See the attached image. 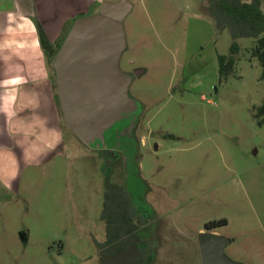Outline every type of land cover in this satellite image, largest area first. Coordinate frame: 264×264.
Segmentation results:
<instances>
[{"label":"rangeland","instance_id":"rangeland-1","mask_svg":"<svg viewBox=\"0 0 264 264\" xmlns=\"http://www.w3.org/2000/svg\"><path fill=\"white\" fill-rule=\"evenodd\" d=\"M104 1L119 0H55L65 20L56 43ZM127 1L119 68L132 76L128 94L141 110L129 131L134 156L84 143L59 105L53 122L35 110L8 174L0 172V264H113L95 246L105 240L108 185L129 194L150 264H201L204 232L231 240L233 261L264 264V125L254 118L264 81L253 39L236 40L234 65L220 77L218 56H230L232 38L217 29L207 0Z\"/></svg>","mask_w":264,"mask_h":264},{"label":"water","instance_id":"water-1","mask_svg":"<svg viewBox=\"0 0 264 264\" xmlns=\"http://www.w3.org/2000/svg\"><path fill=\"white\" fill-rule=\"evenodd\" d=\"M131 10L127 0L104 1L97 13L76 19L52 63L65 124L88 145L106 148L105 133L138 110L128 94L132 76L119 68L123 22ZM230 243L220 235L200 233L201 264H243L226 255Z\"/></svg>","mask_w":264,"mask_h":264},{"label":"crops","instance_id":"crops-1","mask_svg":"<svg viewBox=\"0 0 264 264\" xmlns=\"http://www.w3.org/2000/svg\"><path fill=\"white\" fill-rule=\"evenodd\" d=\"M55 4V0H0V172H3L2 174H8L6 163L7 160L9 162L11 160L15 140L21 135L19 133L21 128L28 123L31 125L34 118L37 119L34 111L43 113L42 122H53L59 111L58 95H55L57 85L52 79L54 70L42 50L36 25V23L41 25L52 46L58 45L57 33L63 30L65 20L59 24L57 10L54 11ZM62 5L66 8V1ZM261 7H264L262 3ZM68 9L70 10L69 7Z\"/></svg>","mask_w":264,"mask_h":264},{"label":"trees","instance_id":"trees-1","mask_svg":"<svg viewBox=\"0 0 264 264\" xmlns=\"http://www.w3.org/2000/svg\"><path fill=\"white\" fill-rule=\"evenodd\" d=\"M207 11L215 21L218 30L227 29L232 38L230 56H218L219 76L226 77L234 65V56L239 51V38L253 39L250 55L261 67L260 79L264 81V11L261 0H207ZM40 44L45 55L54 60L61 45L52 46L43 28L36 23ZM254 118L259 126L264 125V100L254 108ZM136 208L125 189L108 185L104 193L100 218L105 226V240L95 242L102 260H115L113 264H150V245L144 249L140 237ZM225 221L207 224L208 230L225 224ZM118 261V262H117Z\"/></svg>","mask_w":264,"mask_h":264},{"label":"flooded vegetation","instance_id":"flooded-vegetation-1","mask_svg":"<svg viewBox=\"0 0 264 264\" xmlns=\"http://www.w3.org/2000/svg\"><path fill=\"white\" fill-rule=\"evenodd\" d=\"M140 111L141 110L138 108V110L128 119H123L116 123L108 132L105 133L106 148L121 151L122 154L125 155V158L134 156L135 139L131 133H129V127L132 123L135 125L138 121Z\"/></svg>","mask_w":264,"mask_h":264}]
</instances>
